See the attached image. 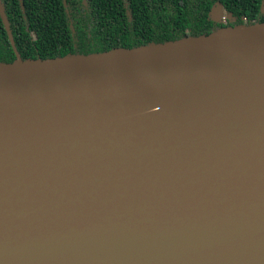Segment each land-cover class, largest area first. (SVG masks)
Here are the masks:
<instances>
[{"label":"water","instance_id":"1","mask_svg":"<svg viewBox=\"0 0 264 264\" xmlns=\"http://www.w3.org/2000/svg\"><path fill=\"white\" fill-rule=\"evenodd\" d=\"M1 13L0 264H264V22L23 60Z\"/></svg>","mask_w":264,"mask_h":264},{"label":"trees","instance_id":"2","mask_svg":"<svg viewBox=\"0 0 264 264\" xmlns=\"http://www.w3.org/2000/svg\"><path fill=\"white\" fill-rule=\"evenodd\" d=\"M9 8L12 12L8 15L12 25L18 24L19 28L22 30H14L13 36L16 44L17 51L21 55L23 60L34 59V60H48L59 58L60 56L56 54L55 47L46 43V45L41 46L39 42L33 41L31 36L32 31H36L34 27V15L32 16L28 11L29 23L33 24L29 28L30 31H26L23 25L18 22L22 19V9L21 6L28 8L29 0H9ZM144 2L145 8H140L137 5V0H94L95 4V22L93 27L96 30L102 28L100 21L103 18L104 13L107 14V37L102 36V43L98 44V52L94 53H83L76 52L71 55H90L96 53H103L111 51L114 49H133L138 46H146L150 44H163L166 42H174L184 39L183 37L177 36L175 31L171 30V22L168 20V16H178L182 13V10L191 7V2L188 0H153L154 4L152 8H148L147 4L149 0H138ZM221 3L223 11L231 14L229 19L238 18L241 22L247 20H253L258 18L260 14L261 1L262 0H216ZM127 2L130 3V10L132 11L131 16L133 22H129V18L126 15L125 5ZM211 0H202V11L203 20L207 17L210 9L213 6ZM193 7L195 2L192 3ZM15 17V18H14ZM122 19V20H121ZM33 20V21H31ZM261 21H264L262 19ZM154 25L152 30L147 28L144 30L145 25ZM249 24L242 25H253ZM102 25L105 23L102 22ZM199 28L201 24L194 23L190 21L187 26L183 27ZM125 28H128V32L122 33ZM209 34L201 35L207 36ZM182 32V31H181ZM25 34V37H23ZM200 37V36H195ZM188 38V37H185ZM88 46V45H84ZM74 52V51H73ZM17 60V56L13 46L11 45L7 33L3 37H0V62L2 63H12Z\"/></svg>","mask_w":264,"mask_h":264},{"label":"flooded vegetation","instance_id":"3","mask_svg":"<svg viewBox=\"0 0 264 264\" xmlns=\"http://www.w3.org/2000/svg\"><path fill=\"white\" fill-rule=\"evenodd\" d=\"M188 1L191 2V7L186 8V5L185 9L182 10L180 15L168 16V20L172 24L171 30L175 31L177 36L183 38L201 36L209 34L210 32L220 28L235 27L242 24H249L250 22H253L254 24L264 22L261 21L264 19V0L261 1L260 14L258 18L251 21L246 19L244 22H241V20L235 17L229 19L231 14L223 11L221 3L216 0H211V2L214 4L207 14L205 20H203L204 14L201 6L202 0ZM9 2V0H0V37H3L4 34L7 33L9 38V33L3 22L1 11H3L7 16L12 33L14 30H22V27L19 28L17 23L12 25V22L8 16L12 14L9 8ZM193 2H195L194 7L192 5ZM153 4L154 1L149 0L147 7L152 8ZM137 5L140 8L146 7L144 2H140L138 0ZM129 7L130 3L127 2L125 5L126 15L129 18V22L131 23L134 20L131 16L132 11ZM21 9L22 19H20L18 23L23 25L28 32L30 31L29 28L31 25H33L29 23L28 11L32 16L34 15L35 21L31 20L34 22V27L36 28V31L31 32L33 41L39 42L41 46L49 43L56 48L55 52L60 57L74 54L75 51L83 53L98 52V44L102 43V36L105 38L107 37L106 13H104L103 18L100 21L102 28L96 30L93 27V23L96 20L94 16L96 9L94 0H29L28 8L22 5ZM190 21L201 24V27H186L183 30L182 28L187 26V23ZM102 22L105 23V25H102ZM153 27L154 25L148 24L145 25L144 30L146 28L148 30H152ZM127 32L128 28H125L122 33L126 34ZM23 37H25V34H23ZM9 41L11 43L10 38Z\"/></svg>","mask_w":264,"mask_h":264}]
</instances>
